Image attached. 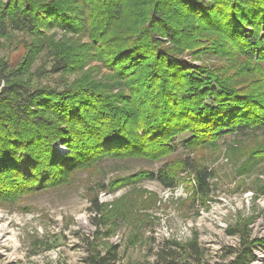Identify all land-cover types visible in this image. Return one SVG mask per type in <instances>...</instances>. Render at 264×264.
<instances>
[{
  "label": "trees",
  "instance_id": "16d2710c",
  "mask_svg": "<svg viewBox=\"0 0 264 264\" xmlns=\"http://www.w3.org/2000/svg\"><path fill=\"white\" fill-rule=\"evenodd\" d=\"M207 1L0 0V38L19 30L32 38L28 56L19 66L12 67L0 58V191L9 188L11 181L22 193L26 188H41L43 183L66 176L71 166L101 156L146 154L156 158L175 145L174 132L168 128L192 114L197 128L206 124L205 119L219 133L255 127L264 136V82L258 90L260 96L252 100L231 89L220 75L203 79L208 71L201 67L206 74L195 76L190 70L184 75L180 59L185 48L202 40L204 45L197 48L205 52L207 48L213 53L223 49V54L234 49L231 54L264 62V0ZM216 18L217 36L211 38L207 32L213 28L204 22L212 24ZM195 20L200 22L194 25ZM55 27L87 40L57 41L46 33ZM42 51L50 58L49 73H77L76 77L58 86L22 79ZM120 85L129 95L117 92ZM222 104L227 107L222 109ZM252 104L259 111L254 121L236 119ZM137 114L141 119L136 123ZM227 115L233 117L232 123H224L221 117ZM152 120L156 127L146 124ZM134 124L142 127L139 135ZM157 132L165 137L158 138L162 139L158 149L154 147ZM180 132L188 134L184 143L196 138L188 126L175 133ZM55 145L64 146L69 153L56 155ZM185 164L193 172L196 191L206 194L211 171L194 166L188 158ZM145 174L161 186H176L174 177L161 168ZM93 202L90 208L97 214L100 207ZM249 244L229 250L232 259L221 264L252 261ZM204 255L196 241L185 245L164 240L152 264H200ZM118 258L117 245L111 243L101 250L91 242L86 262L117 264Z\"/></svg>",
  "mask_w": 264,
  "mask_h": 264
},
{
  "label": "rangeland",
  "instance_id": "374dc122",
  "mask_svg": "<svg viewBox=\"0 0 264 264\" xmlns=\"http://www.w3.org/2000/svg\"><path fill=\"white\" fill-rule=\"evenodd\" d=\"M219 19L224 23L222 15ZM217 21V18L212 24L203 21L213 28L207 32L211 38L217 36ZM194 22L195 25L200 21ZM243 26L244 29L245 23ZM46 33L57 41L87 40L85 36L56 27ZM31 40L20 30L11 31L0 38V58L12 67L19 66L28 56ZM70 40L68 44L72 43ZM203 43L200 40L196 45ZM197 46L185 48L180 55L185 65L184 75L190 70L195 76L208 71L203 79L220 75L237 93L250 95L252 100L260 96L263 61L231 54L234 49L221 54L223 49L213 53L207 51L209 48L205 52ZM49 59L45 51L40 52L22 79L58 86L76 77L77 73H49ZM200 67L206 71H200ZM117 92L129 95L123 85L117 87ZM243 111L236 119L254 121L259 114L255 104ZM223 117L224 123H232L231 115ZM194 118L192 114L168 128L174 132L175 145L156 158L146 154L101 156L71 166L73 169L66 176L43 183L38 189L26 188L23 193L11 181L9 188L0 191V264H88L91 242L101 250L111 243L117 245V264H152L154 253L164 240L185 245L196 241L205 254L200 264L227 262L233 257L229 250H238L250 242L254 259L247 264H264L263 133L255 127L244 132L227 129L219 133L220 129L205 119L206 124L197 128ZM140 119L141 115L137 114L136 123ZM146 124L156 127L155 120ZM186 126L194 130L196 138L184 143L188 134L175 132ZM133 129L138 134L142 127L134 124ZM154 135L157 141L154 147L158 149L165 137L159 132ZM54 147L56 155L69 153L64 146ZM185 158L194 166L211 171L206 194L196 191L194 175L186 168ZM160 168L174 177L175 187L167 188L145 178V171ZM93 201L100 207L97 214L90 208Z\"/></svg>",
  "mask_w": 264,
  "mask_h": 264
}]
</instances>
